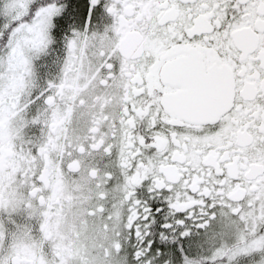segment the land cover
Returning <instances> with one entry per match:
<instances>
[{
    "label": "snow or ice",
    "instance_id": "6c2138e0",
    "mask_svg": "<svg viewBox=\"0 0 264 264\" xmlns=\"http://www.w3.org/2000/svg\"><path fill=\"white\" fill-rule=\"evenodd\" d=\"M0 264H264V0H0Z\"/></svg>",
    "mask_w": 264,
    "mask_h": 264
}]
</instances>
